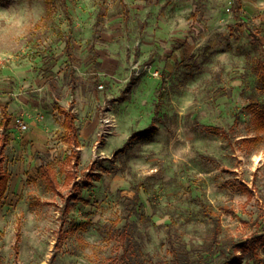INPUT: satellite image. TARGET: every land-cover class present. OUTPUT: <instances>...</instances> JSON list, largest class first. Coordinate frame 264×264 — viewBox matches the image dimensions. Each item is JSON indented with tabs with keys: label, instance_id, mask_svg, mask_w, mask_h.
<instances>
[{
	"label": "rangeland",
	"instance_id": "1",
	"mask_svg": "<svg viewBox=\"0 0 264 264\" xmlns=\"http://www.w3.org/2000/svg\"><path fill=\"white\" fill-rule=\"evenodd\" d=\"M46 2L0 0V264H264V0Z\"/></svg>",
	"mask_w": 264,
	"mask_h": 264
},
{
	"label": "trees",
	"instance_id": "2",
	"mask_svg": "<svg viewBox=\"0 0 264 264\" xmlns=\"http://www.w3.org/2000/svg\"><path fill=\"white\" fill-rule=\"evenodd\" d=\"M53 3H54L53 0H47L46 7H47L48 11H52V9L54 7ZM160 93H161L160 101H163L164 90H161ZM56 108L61 115L65 116L64 127L67 129V131L71 132L72 134H74L76 136L77 132H78V128L75 124L74 115L70 114L69 111H67V109L64 108L63 106H61L60 104H56ZM5 115H6L7 119L5 122H2V124H1L2 127L4 128V130H6L8 128L10 120H11V116H9V114L7 113L6 110H5ZM6 189H7L6 177L3 176L2 174H0V193H5ZM125 234H127V233H125ZM125 240H128V235H126ZM244 247H247V246H243V245L239 246L238 245L235 249L239 250V249L244 248ZM171 254L173 255L174 264H184V258L181 254H179L178 248H176L175 246H172L171 247Z\"/></svg>",
	"mask_w": 264,
	"mask_h": 264
},
{
	"label": "built area",
	"instance_id": "3",
	"mask_svg": "<svg viewBox=\"0 0 264 264\" xmlns=\"http://www.w3.org/2000/svg\"><path fill=\"white\" fill-rule=\"evenodd\" d=\"M16 123L19 124V126L25 130L27 129L26 125L19 119V120H16ZM103 123H104V134L105 136L111 134V131H112V128H113V123H112V120L110 118H104L103 119Z\"/></svg>",
	"mask_w": 264,
	"mask_h": 264
},
{
	"label": "crops",
	"instance_id": "4",
	"mask_svg": "<svg viewBox=\"0 0 264 264\" xmlns=\"http://www.w3.org/2000/svg\"><path fill=\"white\" fill-rule=\"evenodd\" d=\"M8 113V112H7Z\"/></svg>",
	"mask_w": 264,
	"mask_h": 264
}]
</instances>
